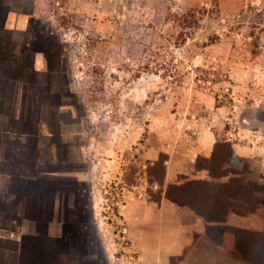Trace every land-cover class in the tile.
<instances>
[{
    "label": "crops",
    "instance_id": "obj_1",
    "mask_svg": "<svg viewBox=\"0 0 264 264\" xmlns=\"http://www.w3.org/2000/svg\"><path fill=\"white\" fill-rule=\"evenodd\" d=\"M47 5L0 0V264H257L240 255L236 231L264 230L263 203L231 207L213 221L165 196L157 203L129 190L117 222L104 214L114 150L104 156L92 118L68 102L76 91ZM215 112L193 122L183 151L171 138L142 156L169 155L164 190L191 178L223 182L228 176L212 179L196 161L229 141L249 163L245 181L264 197V109L251 112V129L237 115L225 128Z\"/></svg>",
    "mask_w": 264,
    "mask_h": 264
},
{
    "label": "rangeland",
    "instance_id": "obj_2",
    "mask_svg": "<svg viewBox=\"0 0 264 264\" xmlns=\"http://www.w3.org/2000/svg\"><path fill=\"white\" fill-rule=\"evenodd\" d=\"M48 2L76 91L68 102L92 118L104 156L114 150L116 177L103 202L109 219L117 222L129 190L148 198L157 188L146 149L175 138L183 151L193 122L212 110L225 128L237 115L251 129V112L264 109V0Z\"/></svg>",
    "mask_w": 264,
    "mask_h": 264
},
{
    "label": "trees",
    "instance_id": "obj_3",
    "mask_svg": "<svg viewBox=\"0 0 264 264\" xmlns=\"http://www.w3.org/2000/svg\"><path fill=\"white\" fill-rule=\"evenodd\" d=\"M168 158L166 152H161L158 159L145 161L149 183L158 185L155 190L153 187L149 189V201L161 203L165 196L178 205H188L196 213L213 221L224 220L230 208L239 205V202H246L251 207L256 203L264 204V197H258L254 193L257 190L256 183L252 180L245 181L243 176L250 171L248 161L234 155L229 141H219L211 157L199 156L196 161L197 168L206 169L212 179L228 176L223 182L209 178H191L169 184L164 190ZM235 160L240 161V164ZM226 164L229 167L225 168ZM125 180L134 184L132 176ZM236 233L240 255L250 262L264 264V230L257 232L237 229Z\"/></svg>",
    "mask_w": 264,
    "mask_h": 264
}]
</instances>
